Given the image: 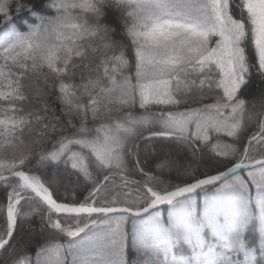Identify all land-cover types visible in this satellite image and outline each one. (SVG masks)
Segmentation results:
<instances>
[{
    "label": "snow or ice",
    "instance_id": "6c2138e0",
    "mask_svg": "<svg viewBox=\"0 0 264 264\" xmlns=\"http://www.w3.org/2000/svg\"><path fill=\"white\" fill-rule=\"evenodd\" d=\"M42 2L0 0V264H207L173 255L170 242L191 240L181 223L198 227L189 223L191 198L184 194L217 183V192L230 190L264 219V95L245 96L252 67L264 76V0H47L54 14L20 31L16 19ZM153 105L169 107L157 116ZM140 141L165 154L187 147L194 156L199 143L227 163L209 174L211 162L201 158L205 178L177 169L183 186L161 187L139 163ZM34 159L52 162L51 179L33 171ZM60 163L73 171L56 172ZM162 163L174 166L167 156ZM117 187L128 191L113 194ZM29 201L39 203L43 211H33L48 228L71 238L66 244L37 240L33 255L30 239L15 240ZM163 204L181 205L183 216L170 215L165 224ZM70 218L74 226L66 224ZM128 222L155 225L149 242L131 234V258ZM97 225L105 227L95 232ZM90 238L109 243L84 256Z\"/></svg>",
    "mask_w": 264,
    "mask_h": 264
},
{
    "label": "trees",
    "instance_id": "16d2710c",
    "mask_svg": "<svg viewBox=\"0 0 264 264\" xmlns=\"http://www.w3.org/2000/svg\"><path fill=\"white\" fill-rule=\"evenodd\" d=\"M47 0L42 2L41 7L37 9L35 13H30L18 17L15 21L17 28L20 31H27L26 25L39 24L41 20L39 17H48L54 14V10L46 7ZM233 10L236 11L235 5ZM108 22H113L112 14L109 13ZM113 27L117 28V32L114 35V39L119 38V27L113 23ZM5 36L0 31V43H3ZM214 42V41H213ZM2 51V49H0ZM251 51V49H250ZM2 63V61H0ZM251 63V58H250ZM79 80V76H77ZM264 95V76H262L256 69L252 67L251 72L248 74V84L245 89V96L247 99L252 100ZM52 102L54 108L57 109L59 115V109L61 107L59 101L56 100L55 95L48 97ZM169 106H151V111L157 116L160 115L162 109L166 110ZM175 110V109H173ZM184 107H181L179 111H185ZM135 112L141 113L142 109L137 105L134 109ZM255 131V126H249L247 129V135ZM145 137L149 134L144 133ZM215 143V140L212 141ZM2 143V141H0ZM140 160L139 163L144 166L146 172H151L152 175L157 177L159 181L163 182L161 187L167 184H180L183 186L181 179H178V171L183 172L185 169L193 175H198L200 178H205L201 175L205 166L203 161H210L209 174H216L212 169L224 170L223 165L227 163L222 158L214 157V154L210 152L208 147L201 144L194 145L198 155L194 156L192 151L187 147L177 145L175 149L167 154L163 152L159 144H153L149 149L144 148L143 141H140ZM48 147H51L50 143ZM79 150V149H74ZM178 153V154H177ZM172 160L173 167H168L162 163L165 158ZM203 158V161L202 159ZM91 159V158H90ZM220 160V163H216ZM235 162V161H233ZM134 163V157H128L127 165L131 167ZM50 161H41L37 163L34 159L32 161V169L34 172L45 171L46 178L51 179L53 175V167L50 165ZM94 170V169H92ZM56 172H72L70 165L60 163L58 167H55ZM241 175H246L245 172H241ZM129 178L133 180H141L142 177L138 174H129ZM83 181V177H80ZM188 182H194L189 180ZM117 183L119 184V177H117ZM89 183V187H90ZM134 189L136 186L131 185ZM219 184L214 187L205 188L188 197L191 198L193 217L189 221L191 224H195L198 227L191 231L190 228L185 227L184 223L180 224V228L184 231L191 233V240H185L181 238H175L170 242V248L173 255L182 257L189 260L206 261L207 264H264V219L258 221L255 213V206L253 209L245 210L240 206L234 196L230 193V190H223L217 192ZM53 189L50 187L49 189ZM4 189L0 186V207L6 208V197ZM64 188L60 187L59 193L63 194ZM120 191H128V189L121 190L119 187L113 190V194ZM255 194V188L252 189ZM80 199H83V195ZM55 198V197H54ZM211 204V205H210ZM210 205V207H209ZM41 209V206L37 201H29L23 204L21 209V215L18 217V224L16 228V238H28L32 241V246L29 248V252L35 255L36 241L40 243L47 242L55 243H67L71 238L64 234L56 233L53 229L48 228L46 221H41L40 215L33 209ZM184 208L179 204L170 205L167 207L159 208L160 219L167 224L170 215L173 219H178L183 216ZM25 213H28L25 215ZM3 219H0V224H3ZM75 219H67L66 224L68 226L75 225ZM82 226V225H81ZM105 226L97 225L95 232H99ZM124 230L129 234V256L130 258L135 255L134 250L131 248V234L137 233V235L149 242L152 238L155 230V225L150 222H140L133 225L128 222L124 225ZM239 237V243L235 242L236 237ZM15 242V241H14ZM109 243L107 238H90L85 242V248L81 254L84 256H94L97 252L102 251ZM196 244L197 248L194 251L192 245ZM199 264V262H198Z\"/></svg>",
    "mask_w": 264,
    "mask_h": 264
},
{
    "label": "water",
    "instance_id": "95a60500",
    "mask_svg": "<svg viewBox=\"0 0 264 264\" xmlns=\"http://www.w3.org/2000/svg\"><path fill=\"white\" fill-rule=\"evenodd\" d=\"M219 183H217L216 185H218ZM215 185V186H216ZM209 187H214L213 185H208V186H205L203 189H205V188H209ZM203 189H197V190H195L194 192H192V193H186V194H184L186 197H188V196H190V195H192V194H194V193H196V192H198V191H200V190H203ZM179 199H183V197H181V198H179ZM167 206H170V205H168V204H163V205H160L159 206V208H161V207H167Z\"/></svg>",
    "mask_w": 264,
    "mask_h": 264
},
{
    "label": "rangeland",
    "instance_id": "374dc122",
    "mask_svg": "<svg viewBox=\"0 0 264 264\" xmlns=\"http://www.w3.org/2000/svg\"><path fill=\"white\" fill-rule=\"evenodd\" d=\"M211 205V204H210ZM210 205H209V207H210Z\"/></svg>",
    "mask_w": 264,
    "mask_h": 264
}]
</instances>
